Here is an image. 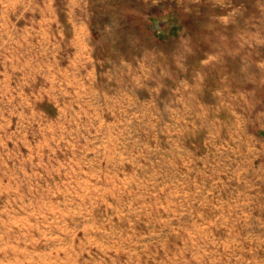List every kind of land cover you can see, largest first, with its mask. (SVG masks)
Here are the masks:
<instances>
[{"label": "rangeland", "instance_id": "rangeland-1", "mask_svg": "<svg viewBox=\"0 0 264 264\" xmlns=\"http://www.w3.org/2000/svg\"><path fill=\"white\" fill-rule=\"evenodd\" d=\"M0 264H264V0H0Z\"/></svg>", "mask_w": 264, "mask_h": 264}]
</instances>
